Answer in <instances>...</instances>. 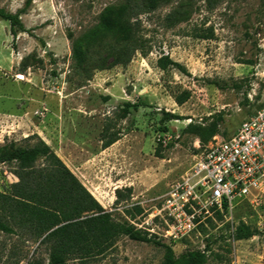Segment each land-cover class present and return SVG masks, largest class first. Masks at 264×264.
I'll use <instances>...</instances> for the list:
<instances>
[{
	"label": "rangeland",
	"instance_id": "obj_1",
	"mask_svg": "<svg viewBox=\"0 0 264 264\" xmlns=\"http://www.w3.org/2000/svg\"><path fill=\"white\" fill-rule=\"evenodd\" d=\"M27 1L0 0V8L21 11L27 30L14 38L0 19V147L40 138L117 220H130L126 210L141 206L130 222H144L150 231L140 230L177 255L205 250L207 264H264V192L236 200L232 210H202L203 221L182 240L165 238L169 227L153 218L204 147L188 126L217 123L214 137L227 139L264 104V0H167L130 16L141 47L126 64H116L114 40L91 45L89 34L108 6L141 0ZM176 10L181 16L172 26L166 18ZM78 40L81 65L72 51ZM164 56L187 73L161 69ZM184 92L188 99L179 105L175 98ZM138 100L145 106L120 119L124 104ZM164 112L180 119L164 122ZM106 129L119 139L103 149ZM20 169L21 162L0 163V193L11 191ZM240 223L260 234L235 240ZM14 229L0 231V264H49L40 239ZM163 254L123 236L106 254L71 263L162 264Z\"/></svg>",
	"mask_w": 264,
	"mask_h": 264
},
{
	"label": "trees",
	"instance_id": "obj_2",
	"mask_svg": "<svg viewBox=\"0 0 264 264\" xmlns=\"http://www.w3.org/2000/svg\"><path fill=\"white\" fill-rule=\"evenodd\" d=\"M166 1H127L108 6L101 13L97 26L90 31L91 45L99 42L100 46L103 40H114L115 46L110 47L117 53L116 64H126L141 47L136 25L131 22L130 16L152 11ZM29 2L28 0L26 6ZM20 13L21 11L11 13L0 8V19L10 24L14 38L19 32L27 31ZM180 16L181 12L176 10L166 19L173 26ZM82 43L80 40L72 43L73 59L78 65L85 62ZM158 66L163 70L172 67L187 73L182 64L167 56L158 60ZM188 96V92H184L176 96V102L181 105L187 101ZM245 101L248 103L247 98ZM142 106H145V103L141 100L125 103L120 109L119 118H127L132 110L137 111ZM263 106L264 104L260 108ZM178 119L180 117L177 115L163 113L164 122ZM188 129L198 135L203 146L219 133L217 123L207 128H195L190 124ZM106 132L103 136V149L119 139L116 134H109L107 129ZM159 152L160 149L156 152L158 156ZM39 160L42 165L35 166ZM10 162H21V169L17 173L19 180L11 186V191L0 193V231L13 234L14 227H17L31 232L40 239L41 245L47 247L49 264H73L71 261L102 256L123 236L161 247L164 251L162 264L208 263L205 250H190L177 255L171 245L159 242L155 236L149 237L148 233L137 229L130 220L143 212L139 205L126 210L130 220H117L40 138L32 146L22 147L13 143L1 146L0 163ZM259 234L257 229H252L244 223H240L233 231V237L237 241L247 240Z\"/></svg>",
	"mask_w": 264,
	"mask_h": 264
},
{
	"label": "built area",
	"instance_id": "obj_3",
	"mask_svg": "<svg viewBox=\"0 0 264 264\" xmlns=\"http://www.w3.org/2000/svg\"><path fill=\"white\" fill-rule=\"evenodd\" d=\"M264 192V106L227 139L214 137L197 153L190 168L169 188L160 217L172 241L189 237L202 222L201 211L232 210L238 199ZM131 223L144 228L143 223Z\"/></svg>",
	"mask_w": 264,
	"mask_h": 264
}]
</instances>
